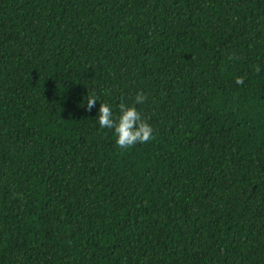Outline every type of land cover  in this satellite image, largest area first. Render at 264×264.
<instances>
[{
    "label": "trees",
    "instance_id": "trees-1",
    "mask_svg": "<svg viewBox=\"0 0 264 264\" xmlns=\"http://www.w3.org/2000/svg\"><path fill=\"white\" fill-rule=\"evenodd\" d=\"M0 264H264V0H0Z\"/></svg>",
    "mask_w": 264,
    "mask_h": 264
},
{
    "label": "clouds",
    "instance_id": "clouds-1",
    "mask_svg": "<svg viewBox=\"0 0 264 264\" xmlns=\"http://www.w3.org/2000/svg\"><path fill=\"white\" fill-rule=\"evenodd\" d=\"M237 83L242 82L238 77ZM146 96L142 92H137L132 102H121L118 110L114 111L108 102H98L99 98L95 94L87 95L84 101L86 109L91 110L97 103L98 108L95 113V122L100 129H109L115 138L114 142L119 148L132 147L139 143L149 141L153 136V127L142 115L137 105L143 104Z\"/></svg>",
    "mask_w": 264,
    "mask_h": 264
}]
</instances>
